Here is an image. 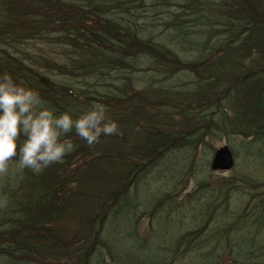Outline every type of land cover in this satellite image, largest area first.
Segmentation results:
<instances>
[{"label":"trees","instance_id":"trees-1","mask_svg":"<svg viewBox=\"0 0 264 264\" xmlns=\"http://www.w3.org/2000/svg\"><path fill=\"white\" fill-rule=\"evenodd\" d=\"M113 1L120 11L99 0H0V74L37 91L56 115L68 112L75 119L103 104L119 130L91 146L73 130L66 138L74 151L39 174L16 172L13 162L11 174L0 177V200L8 201L0 207V264H93L105 250L108 264H142L113 253L103 229L116 207V214L128 207L130 190L142 176L173 154L181 157V167L158 177L151 206L131 205L134 232L143 216L149 223L158 216L171 220L194 201L200 207L193 223L209 225L229 216L237 199L264 193V181L251 174L256 164L264 165V0L169 1L194 18L188 24L174 16L163 29L156 22L129 23L123 6L130 0ZM163 3L139 8L161 12ZM37 37L61 48L62 58L30 57L22 46ZM220 136L237 137L244 149L239 167L224 176L208 163ZM190 183L194 196L177 202ZM243 217L244 211L233 223ZM233 225L225 233L220 229L222 247L217 243L215 249L236 247L228 242L240 233ZM202 231L175 237L184 241ZM150 238L148 233L141 249ZM249 240V250L231 249L232 260L251 264L256 256L264 264L258 247L264 243ZM170 242L162 250L175 259L197 249L180 250Z\"/></svg>","mask_w":264,"mask_h":264},{"label":"rangeland","instance_id":"rangeland-1","mask_svg":"<svg viewBox=\"0 0 264 264\" xmlns=\"http://www.w3.org/2000/svg\"><path fill=\"white\" fill-rule=\"evenodd\" d=\"M161 0H145L143 3L139 0H130L123 7L127 11V16L125 18L126 21L132 23L135 20L139 26L147 25L151 22L158 23V29H163L165 27V23L169 22L174 16H178L180 21L187 22L191 24V19L194 18V15H191L189 10L180 9L177 6H168L169 1L173 0H165L163 3V7L161 8V12H155L149 8H139L141 4L149 5V4H158ZM99 2H104L106 6L113 7L117 11L118 4L113 0H99ZM97 2V3H99ZM177 2L174 1L173 3ZM82 6H86V3L80 2ZM135 14V15H134ZM215 29H221L222 26L216 25ZM47 40L42 42L39 37L35 39H29L22 46L23 50L33 59L39 56H45L47 54H58L61 53V48L55 45H48ZM62 58L61 55H57ZM188 60V57H187ZM29 64L37 67L36 65L29 62ZM134 79L137 77L132 76ZM101 81L108 80L107 77H98ZM79 82H83L79 84V86L83 89L88 90L89 86L85 83L81 77L75 78ZM73 83L74 78H72ZM224 142H234L232 138L222 137L220 141L216 144V146L221 145ZM232 152L235 153L243 152V148L239 145V143H235L232 147ZM241 162L238 157V163ZM237 164V163H236ZM181 167V161L179 159L172 158L168 162L165 163L161 171H154L151 175L146 177V181L148 183V187L144 184H141V179L139 180L136 187H132L129 193L128 207L124 206L121 208L118 214L116 211L118 207H116L108 217L106 225L103 229V240L107 246H109L113 253L127 255L133 262H138L142 264L149 263H157L158 261H162L160 264H235L232 260L231 248L229 246L219 249H208L211 243L210 240L216 239L219 234L213 230L215 227L219 225V221L213 220L208 227L201 233L199 241L196 243V247L199 248L197 251H192V253H187L185 258H174L171 251H163L162 246L168 244L170 241L178 242L180 245V250H184L188 247L189 243L185 239L184 241H179L175 237L176 235H183L188 231L196 229L194 226H185L180 228L179 226L182 224H190L193 219L198 218L199 216V207L200 204L198 202H194L184 208V210L178 214H176L171 220H165L163 217H156L152 223H149L147 216H143L142 219L137 223L135 232L133 231L134 225L131 217L130 207L131 205H135L136 203H141L144 207H150L151 203L158 196L155 190L158 185V179L154 178L163 174L172 173L175 170ZM254 173L258 174L259 178L264 177V165L256 164V168L254 169ZM9 173L7 176H9ZM12 180V177H10ZM264 180V179H261ZM4 180H2L3 182ZM141 184V185H139ZM192 184L187 186V188L183 191L182 196L186 193H189L192 190ZM3 190V185L0 183V194ZM264 191V188H263ZM1 198V197H0ZM257 200H263V205L259 208V210H254L253 206L255 202H248L247 198L237 199V207L236 209L241 210L246 213L248 217H251V221L248 225L245 226L243 233H235L234 236L230 238L231 244L234 247V252L236 254H241L250 249V235L253 236L258 242L264 243V193L260 196L256 197ZM249 199V198H248ZM221 219V218H220ZM254 221V222H253ZM241 226L243 222H238ZM148 233H151V238L147 242V245L141 249L143 244L145 243L143 240L146 239ZM137 235V236H136ZM170 242V243H172ZM218 245L222 247V241H218ZM258 246V245H257ZM259 248L264 249V247L258 246ZM264 251V250H263ZM168 252L169 257L167 258ZM211 252L210 256L207 253ZM222 254L220 260H215L214 255ZM234 257V256H233ZM259 259V258H258ZM256 259V256L252 258L250 261L251 264H257L260 259ZM127 260V259H126ZM262 260V259H261ZM93 264H108V253L105 250V253L102 255L97 254V257L93 260ZM113 264V263H109ZM114 264H127L124 260H120Z\"/></svg>","mask_w":264,"mask_h":264},{"label":"clouds","instance_id":"clouds-1","mask_svg":"<svg viewBox=\"0 0 264 264\" xmlns=\"http://www.w3.org/2000/svg\"><path fill=\"white\" fill-rule=\"evenodd\" d=\"M44 104L37 91L16 83L7 72L0 74V177L9 174L13 162L16 172L29 169L36 174L63 163L74 151L73 141L66 138L73 130L89 146L101 135L119 134L103 104H94L75 119L68 112L56 115ZM7 203L3 198L0 207Z\"/></svg>","mask_w":264,"mask_h":264},{"label":"water","instance_id":"water-1","mask_svg":"<svg viewBox=\"0 0 264 264\" xmlns=\"http://www.w3.org/2000/svg\"><path fill=\"white\" fill-rule=\"evenodd\" d=\"M232 166V157L226 148L220 149L216 152L214 159L212 161L213 169H230Z\"/></svg>","mask_w":264,"mask_h":264}]
</instances>
